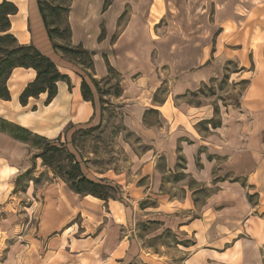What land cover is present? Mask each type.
I'll return each mask as SVG.
<instances>
[{
    "label": "rangeland",
    "instance_id": "rangeland-1",
    "mask_svg": "<svg viewBox=\"0 0 264 264\" xmlns=\"http://www.w3.org/2000/svg\"><path fill=\"white\" fill-rule=\"evenodd\" d=\"M55 1L54 43L89 56L53 49L44 29L31 42L68 84L21 105L35 76H13L0 99V117L31 133L0 132V264H264V0ZM211 117L220 126L199 123ZM94 124L97 138L75 144L88 176L120 186L117 210L35 156L34 134L64 141Z\"/></svg>",
    "mask_w": 264,
    "mask_h": 264
},
{
    "label": "trees",
    "instance_id": "trees-1",
    "mask_svg": "<svg viewBox=\"0 0 264 264\" xmlns=\"http://www.w3.org/2000/svg\"><path fill=\"white\" fill-rule=\"evenodd\" d=\"M39 15L45 31H47L48 39L51 42L53 49L69 52L73 55L77 52L88 54L82 47L68 48L62 44L56 45L53 41V34L59 36V29L51 27L49 16L46 10L54 14L62 9L61 4H55V0H37ZM18 10L16 3L11 0H1L0 2V99H10V90L7 85L8 79L14 68L23 67L30 68L35 72V77L32 81L28 82L20 92L18 101L21 105H26L30 97H37L39 94H47L45 106L50 103L58 94V86L61 82L66 81V75L60 74L56 63L40 49L31 43H20L17 37L10 32L11 18ZM89 56V54H88ZM93 85L96 87V82L93 79ZM247 83L248 80L242 81ZM241 84V80L239 81ZM204 85V84H203ZM207 85H204V87ZM81 97L84 102H92L95 105L92 96V89L89 87L86 79L82 77L80 82ZM202 88L188 91L182 95L189 97L197 96L202 93ZM207 90L213 91V86H208ZM242 94V89L239 93ZM89 103V102H88ZM190 104L199 106L197 101H190ZM239 99L236 100L235 106L239 104ZM217 106H214L213 113L217 114ZM204 121V122H203ZM200 121V124L210 125L212 128L220 126V121L215 122L213 118ZM202 122V123H201ZM99 126L94 124L90 127L77 129L70 138L61 141L62 134L54 138H46L39 134H34V139L42 143L41 150L36 157H40L43 165L53 172V175L59 177L69 190L76 194L92 196L104 201L105 203L110 200L122 201L120 186L113 180L105 177L91 178L84 172V167L89 164V160L82 154L79 147L76 146L75 140L79 138L92 139L97 138L93 133ZM0 132L7 133L15 140L29 141L23 134H30L27 129L21 125H17L9 120L0 117ZM79 133V135H77Z\"/></svg>",
    "mask_w": 264,
    "mask_h": 264
},
{
    "label": "crops",
    "instance_id": "crops-1",
    "mask_svg": "<svg viewBox=\"0 0 264 264\" xmlns=\"http://www.w3.org/2000/svg\"><path fill=\"white\" fill-rule=\"evenodd\" d=\"M17 5H18V11L16 12L15 15L10 16V18H14V20L11 19L10 32H12L17 37V39L20 43L25 44V43H31V41H32L34 44H38L37 38H39L40 36H43L45 33L43 23H42V19L39 15L38 11H36V9H33L29 14L25 15L26 14V9H25L26 4L22 3L19 0L17 2ZM250 6H251V3H250ZM21 11H23V16L27 17L26 19L21 17L22 16L21 15L22 13H20ZM238 15H240V14L239 13L237 14V21H239ZM154 22L155 21H153L152 23H154ZM150 25H151V22H150ZM44 46L45 47L47 46L49 48L47 43H44ZM45 47H44L43 51L45 54H47L49 52V50H46ZM21 70H25L24 72H26V73L21 72ZM15 72H16V74H15ZM102 72H103V70L100 71V73H102ZM25 74L28 75L31 79L35 76L34 75L35 72H33V70L31 71L30 68H28V69L23 68V67L14 68L11 75H10L11 77L7 81V85L13 76L15 77V79H18V78L22 79L21 76H23ZM17 88H18V86L15 83L9 89L17 91ZM79 92H80V90H79ZM14 96H16L15 92L12 94V97H14ZM187 158H188V169H189V171H191L192 168H190V167L193 166V164H191V160L193 161V158L190 154H187ZM86 197H89L92 200H99V199L92 197V196H86ZM110 201H112L110 204L114 210L121 208L120 207L121 203H119L115 200H110ZM117 250H119L118 246H115V245L112 246V249L110 250V253H109L110 256L113 255L115 252H117ZM125 253H123V254H125ZM120 257L124 258V255H121ZM113 260H114V258H113ZM113 260L111 259L109 261V263H106V264H115V262H113Z\"/></svg>",
    "mask_w": 264,
    "mask_h": 264
}]
</instances>
